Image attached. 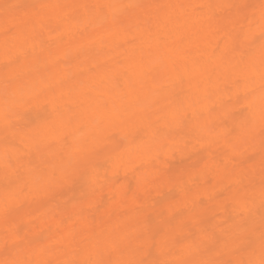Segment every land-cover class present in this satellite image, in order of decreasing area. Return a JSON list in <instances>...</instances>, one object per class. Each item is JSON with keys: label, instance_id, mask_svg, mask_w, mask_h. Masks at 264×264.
Instances as JSON below:
<instances>
[{"label": "bare ground", "instance_id": "obj_1", "mask_svg": "<svg viewBox=\"0 0 264 264\" xmlns=\"http://www.w3.org/2000/svg\"><path fill=\"white\" fill-rule=\"evenodd\" d=\"M0 264H264V0H0Z\"/></svg>", "mask_w": 264, "mask_h": 264}, {"label": "rangeland", "instance_id": "obj_2", "mask_svg": "<svg viewBox=\"0 0 264 264\" xmlns=\"http://www.w3.org/2000/svg\"><path fill=\"white\" fill-rule=\"evenodd\" d=\"M120 1L123 3V2H126L128 0H120ZM3 100H5L6 103L11 105V106L9 105L10 106L9 108H12V106H14L18 103L17 97H5ZM5 102H3V103H5ZM8 104H6V105H8Z\"/></svg>", "mask_w": 264, "mask_h": 264}]
</instances>
